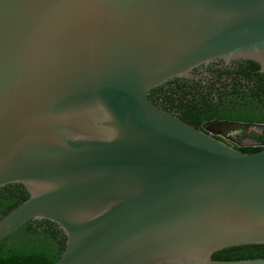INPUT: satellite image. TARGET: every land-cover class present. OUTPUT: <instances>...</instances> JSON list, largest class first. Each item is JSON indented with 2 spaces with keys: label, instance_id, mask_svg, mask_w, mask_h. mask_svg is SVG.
<instances>
[{
  "label": "water",
  "instance_id": "obj_1",
  "mask_svg": "<svg viewBox=\"0 0 264 264\" xmlns=\"http://www.w3.org/2000/svg\"><path fill=\"white\" fill-rule=\"evenodd\" d=\"M264 75V0H0V240L38 220L54 264H264V149L149 97L215 61Z\"/></svg>",
  "mask_w": 264,
  "mask_h": 264
},
{
  "label": "trees",
  "instance_id": "obj_2",
  "mask_svg": "<svg viewBox=\"0 0 264 264\" xmlns=\"http://www.w3.org/2000/svg\"><path fill=\"white\" fill-rule=\"evenodd\" d=\"M224 72L229 75L228 79L220 75L204 82L175 78L151 89L149 97L197 128L210 121L260 124L259 132L247 135L257 144L234 147L247 153L263 150L264 75L259 72V65L250 60L239 63L237 69H224ZM64 245L38 220H29L0 240V264H54ZM259 257H264V244L231 246L212 255L213 259L222 260Z\"/></svg>",
  "mask_w": 264,
  "mask_h": 264
},
{
  "label": "flooded vegetation",
  "instance_id": "obj_3",
  "mask_svg": "<svg viewBox=\"0 0 264 264\" xmlns=\"http://www.w3.org/2000/svg\"><path fill=\"white\" fill-rule=\"evenodd\" d=\"M239 63H244V60H242V61H233V62H231L229 64H226L225 62H223L221 60L215 61V62H211V63H209L207 65H202L199 68H196L193 71V73H192V77L187 78V79L189 81L202 80L204 82L206 79L217 78L219 75L222 76L223 79L224 78L228 79L229 75H227L224 72V69H232V70L237 69L238 66H239ZM225 76H227V78ZM241 81H243V80H241ZM167 86H168V84H167ZM155 95L157 96V95H159V93L155 94ZM249 127H251V126H249ZM246 128H248V127H246ZM245 129H239V130L244 131ZM239 130H236V131H239ZM236 131L223 132L222 134L217 135V137H221V138L225 139L229 144H231L233 146L242 145V144L239 143V138H237V136L235 135Z\"/></svg>",
  "mask_w": 264,
  "mask_h": 264
},
{
  "label": "rangeland",
  "instance_id": "obj_4",
  "mask_svg": "<svg viewBox=\"0 0 264 264\" xmlns=\"http://www.w3.org/2000/svg\"><path fill=\"white\" fill-rule=\"evenodd\" d=\"M260 129L254 126L248 127L246 128L244 131L239 130L236 131L235 135L237 136V138H239V143L242 145H255L257 144V142L250 138L249 135L251 132H259Z\"/></svg>",
  "mask_w": 264,
  "mask_h": 264
}]
</instances>
